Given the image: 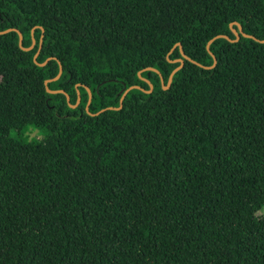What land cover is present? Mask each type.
Here are the masks:
<instances>
[{
  "label": "trees",
  "instance_id": "1",
  "mask_svg": "<svg viewBox=\"0 0 264 264\" xmlns=\"http://www.w3.org/2000/svg\"><path fill=\"white\" fill-rule=\"evenodd\" d=\"M258 39L264 0H0V264H264Z\"/></svg>",
  "mask_w": 264,
  "mask_h": 264
},
{
  "label": "water",
  "instance_id": "2",
  "mask_svg": "<svg viewBox=\"0 0 264 264\" xmlns=\"http://www.w3.org/2000/svg\"><path fill=\"white\" fill-rule=\"evenodd\" d=\"M233 23H235V24L237 25V29L231 27V30H232V32H233L234 35H235V39H230V38H229L227 35H225V34H217V35L213 36V37L208 41V43H207V48H208V45H209V43H210L211 41H213L215 38H219V37L227 38V39H229L230 41H233V40L238 39V38H239V34H243L244 36L253 37L252 35H249V34L244 33V32L242 31L241 26H240L238 23H236V22H233ZM233 23H230V26H232ZM7 31H15V32H17V34H18V36H19V40H18V42H19L20 47H21L23 50H30V49L33 47V45H34V39H33V38H32V42H31V44H30L28 47H23V46H22V33H21L17 28L10 27V28H7V29H5V30H3V31H1V32H7ZM42 32H43V31H42ZM41 36H43V33H41ZM253 38H255V37H253ZM255 39H257V38H255ZM258 40L264 42V39H258ZM177 45H179L180 52H181V57H180V58H177V59H174V60H172V61H178L179 64H178V66H176V67L170 72V75H169V78H168V80H167L166 85H163V88H164V89H166V88L169 87L170 82H171V80H172V75L174 74L175 71H177L179 68L182 67V65L184 64V60H190V61H192V59H191L190 57H188V56L182 51L180 43H177ZM39 48H40V44H39V46H38V50L36 51V53H35L34 56H33V59H34L35 62H36V59H35V58H36V56H37V54H38V52H39ZM208 51H209V50H208ZM209 53L211 54V56H212V58H213V63H212L211 65H209V66H205L206 68H210V67L214 66V64L216 63V57H215V55H214L211 51H209ZM46 61H47V60H46ZM46 61H44V62H42V63H38V64H39V65H44V64L46 63ZM147 68H148V69L156 70V69H154V68H152V67H147ZM61 70H62V67H61V64L59 63V70H58V73H57L54 77L45 80V84H47L49 81L56 80V79L60 76ZM161 82H162V79H161ZM78 85H79V84H77L76 86H78ZM132 87H138V86H136V85H131V86L127 87V88L123 91V93L121 94V98H120V100L124 97V95L126 94V92H127L129 89H131ZM151 88H152V87H151V85H150V89H151ZM86 89H87V91H88V100H87V104H86V108H87V106H88V104H89V102H90V100H91V92H90V90H89V88H88L87 86H86ZM150 89H149V90H146V91H150ZM47 91L50 92V93H56V92L64 93V94L66 95V99H67L68 104H70V103H69V97H68V95H67L62 89L52 90V89H48V88H47ZM78 100H79V96L77 97V101H78ZM70 106L74 107L75 104H70ZM106 108L114 109V108H120V106H118V107H115V106H107ZM102 110H103V109H102ZM97 113H98V112H96L95 114H97Z\"/></svg>",
  "mask_w": 264,
  "mask_h": 264
},
{
  "label": "rangeland",
  "instance_id": "3",
  "mask_svg": "<svg viewBox=\"0 0 264 264\" xmlns=\"http://www.w3.org/2000/svg\"><path fill=\"white\" fill-rule=\"evenodd\" d=\"M30 136H34V137H41L42 135V132L38 131V130H32L30 133H29Z\"/></svg>",
  "mask_w": 264,
  "mask_h": 264
}]
</instances>
